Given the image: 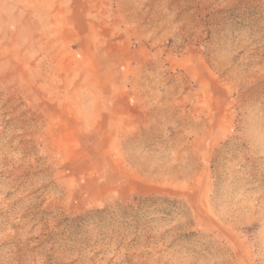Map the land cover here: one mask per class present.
Returning a JSON list of instances; mask_svg holds the SVG:
<instances>
[{"label":"rangeland","instance_id":"obj_1","mask_svg":"<svg viewBox=\"0 0 264 264\" xmlns=\"http://www.w3.org/2000/svg\"><path fill=\"white\" fill-rule=\"evenodd\" d=\"M0 264H264V0H0Z\"/></svg>","mask_w":264,"mask_h":264}]
</instances>
